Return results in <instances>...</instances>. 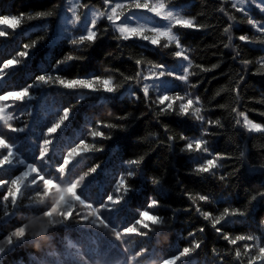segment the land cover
<instances>
[{"label":"snow or ice","instance_id":"obj_1","mask_svg":"<svg viewBox=\"0 0 264 264\" xmlns=\"http://www.w3.org/2000/svg\"><path fill=\"white\" fill-rule=\"evenodd\" d=\"M220 2L219 11L228 21L223 29L227 37L224 48L234 52L232 59H240L242 53L234 46L233 37V29L239 21L227 9V4L246 17L255 30L254 37L241 34L239 41L264 52V21L253 18L249 7L255 4L264 12V0ZM199 15L178 9L176 0H100L99 6L92 0H57L51 10L34 15L23 12L0 15V26H6L0 27L5 47L18 34V29L23 32L22 25L26 21L57 20L55 27L49 23L41 26L45 36L23 43L10 58H0V228L9 226L19 214L18 226H12L7 234L0 232V264H201L195 258L198 250H202L203 239L197 236H204V225L188 232V243L183 248L177 245L174 250H165L157 247L159 237L171 227L178 210L172 208L171 217L161 214V209L170 207L162 202V196H153L139 207L134 206L145 178L144 155L127 160L120 156L117 160L91 166L87 163L108 151V142L114 135L127 132L140 117L124 113L111 122L86 116L81 126L77 107L81 101L87 104L96 96L103 104L125 95L140 102L142 94L149 111L156 106L157 122L161 117L176 116L198 124L199 136H179L185 142L180 151L195 162L190 175L215 176L227 157L212 151L207 138L212 133L206 126L224 128V124L220 119L208 118V109L199 95L189 91L181 95L175 91L179 87L176 81L195 89L197 85L191 83L190 77L219 67V64L212 65L211 69L194 66L189 50L182 43V30L206 29V25L199 23ZM101 22H106L107 27L101 29ZM109 31L118 46L125 42L142 49L151 46L163 50L174 46L173 56L180 62L179 66L149 62L145 72V61L137 58L135 75L120 73V83L108 74L109 69H104L103 74L90 72L70 76L68 73L75 63L87 59L85 55L74 53L87 52ZM45 44L49 49L67 44L71 50L51 67L46 66L48 61L42 58L37 66L39 74H36L31 64ZM240 63L245 74L239 75L232 89L237 104L241 99L240 84L249 68L258 65L255 74L264 75V55L255 61L242 59ZM194 67L199 71H192ZM14 78L24 82L15 83ZM65 94L74 96L75 103L62 107L61 97ZM96 106L90 105V108ZM16 111H20V116L27 115L29 120L13 115ZM231 112L235 114V126L249 134L264 135V123L254 122L246 111H238L236 107L231 108ZM17 123L22 126H15ZM89 124L95 126L89 128ZM163 128L167 134L168 125ZM167 142L172 151L176 137L167 135ZM118 151L119 145L111 149L113 156ZM246 152L247 149L240 151L242 163L248 162ZM249 170L264 177V163L249 164ZM219 180L223 182L226 177L220 176ZM151 184L158 191L164 187L159 177H153ZM184 195L206 225L230 246L224 253L212 250L216 264H264V213L250 225L247 233L233 235L228 230L237 222H246L256 211L257 204L264 202V179L261 189L251 194L243 206L203 210L202 203L231 204L233 197L220 196L213 200L211 194L193 195L187 191ZM60 230L64 234L55 236ZM53 240L55 247L45 244ZM130 240L138 242L136 248L129 246ZM20 250L27 253V261L22 257L7 260Z\"/></svg>","mask_w":264,"mask_h":264},{"label":"trees","instance_id":"obj_2","mask_svg":"<svg viewBox=\"0 0 264 264\" xmlns=\"http://www.w3.org/2000/svg\"><path fill=\"white\" fill-rule=\"evenodd\" d=\"M56 2L57 0H0V15H17L21 12L26 15H34L39 11L51 10L52 5ZM92 2L99 6L100 0H92ZM176 6L186 9L190 15L200 14L199 23L206 25L204 30H182V43L189 50L194 66L203 65L205 68L211 69L212 65L219 64L216 69L190 77L191 83L197 85L195 89H190L181 82L176 81L179 87L175 91H179L181 95L186 91L199 95L205 109H208V118L220 119L224 124V128H218L215 125L206 126L209 127V131L212 133L207 137L210 140L212 151L220 152L227 157L222 161L223 167L215 173V176L205 174L201 178L190 175V170L195 167V162L187 153L180 151L185 142L181 141L179 136L181 134L188 137L199 136L200 128L198 124L187 118L176 116L161 117L157 122L154 118L156 106L153 105V110L149 111L145 107L142 94H140V102H136L134 98H129L126 95L117 96L115 100L107 104H103L99 96L90 98L87 104L81 101V105L77 106L80 113L78 119L81 126H83L86 116L97 121L111 122L115 121V117L124 113H133L140 117L127 132L115 134L113 140L108 142L109 150L98 154L95 159L88 160V165L107 163L117 160V157L120 156L127 160L144 155L145 178L141 185L140 194L134 199V206L139 207L146 199L153 196H162V202L165 205H170V207L161 209V214L171 217L173 216L171 209L178 210L175 213L171 227L159 237L157 247L174 250L175 246L178 245L183 248L188 243V232L204 225L206 227L204 236H197V239H203L202 250H198L199 255L195 259L200 261L201 264H216L212 250L215 248L224 253L230 246H227L226 242L206 225L202 217L195 212L184 192L187 191L193 195L197 193L211 194L213 200L220 196L233 197L231 204H201L203 210L216 211L217 209L222 210L226 206H243L251 194L261 189V181L264 177L259 172H251L249 164L264 163V135L249 134L240 126H235V114L231 112V108L236 107L238 111H246L248 117L254 122L264 123V115L260 114L264 113V75L255 74L258 65H252L245 75V80L241 82V99L238 104L235 102V93L232 92L239 75L245 74L241 68L240 60L255 61L258 57L264 55V52L239 41L238 37L241 34L254 37L255 30L247 23L246 17L231 9L230 4L226 5L227 9L239 21L237 27L233 29L234 46L238 47L242 53L240 59L237 60L232 59L234 52L231 49L224 48L227 37L224 35L223 29L228 21L225 15L219 11L222 6L220 0H176ZM253 15L259 17L257 12ZM44 23H49L52 27H55L57 20L50 18L47 21H26L22 25L23 32L18 29V34L12 38L7 47H5L6 42L3 38H0V58H10L11 55H15V52L20 50L23 43L30 42V39L45 36L46 33L41 28ZM99 26L103 29L107 27V23L101 22ZM70 50L71 48L67 44L52 49H49L45 44L32 61V70L39 74L37 66L42 58H46L48 61L46 66L51 67L54 66L56 60L62 59L64 54ZM174 50V46L171 49L163 50L151 46L148 49H142L127 42L118 46L117 41L109 31L104 39L98 41L87 52L74 53L85 55L87 59L77 61L68 74L70 76L77 73L84 75L90 72L103 74L104 69H109L108 74L113 75L116 83H120L122 79L120 73L125 76L135 75L137 71L135 59L141 58L145 61L144 68L146 71L149 62H165L168 65L176 62L177 59L173 56ZM192 71H199V69L194 67ZM13 82L23 83L24 81L14 78ZM121 91L123 92V89ZM151 95L152 99L155 100L152 93ZM75 99L74 96L65 94L61 97L62 107L74 104ZM90 105L97 106L90 108ZM141 113H144V115L141 116ZM13 115L20 116V111L14 112ZM20 119L29 120V117L23 115L20 116ZM240 119L242 123L243 118ZM164 125H168L169 132L167 134L164 132ZM15 126L22 125L17 123ZM94 126L95 124L88 125L89 128ZM73 131L78 133L79 129H73ZM167 135L176 137L175 147L172 151L168 147ZM117 145H119V151L116 156H113L111 149ZM244 149H247V163H242L239 159L240 151ZM220 176H225L226 180L221 182L219 180ZM153 177L162 178L164 186L162 190L158 191L151 184ZM261 213H264V202L257 204L256 211L246 222H237L228 230L233 235L247 233L250 230V225L258 221ZM24 214L31 215V213ZM17 220H19V214L9 226L0 228V232L7 234L12 226H18ZM63 234V230L54 233L57 237ZM0 239H2V235H0ZM49 243L52 247L56 246L55 240L45 242L46 245ZM137 243L136 240H130L129 246L136 248ZM21 257L25 261L28 260L27 253L23 250L17 251L14 256L10 255L7 260L20 259Z\"/></svg>","mask_w":264,"mask_h":264},{"label":"rangeland","instance_id":"obj_3","mask_svg":"<svg viewBox=\"0 0 264 264\" xmlns=\"http://www.w3.org/2000/svg\"><path fill=\"white\" fill-rule=\"evenodd\" d=\"M249 7L251 8V14H252L253 18H255L257 21H264V12H261L260 9L255 4H251V5H249ZM177 8L179 9L180 7H177ZM255 12H257L259 14V17H257V16L254 17L253 14ZM179 63L180 62L177 60L176 62H174L170 66H177L178 67L179 66ZM152 94L156 98L155 93L153 92Z\"/></svg>","mask_w":264,"mask_h":264},{"label":"clouds","instance_id":"obj_4","mask_svg":"<svg viewBox=\"0 0 264 264\" xmlns=\"http://www.w3.org/2000/svg\"><path fill=\"white\" fill-rule=\"evenodd\" d=\"M36 250L39 251V246L36 247Z\"/></svg>","mask_w":264,"mask_h":264}]
</instances>
